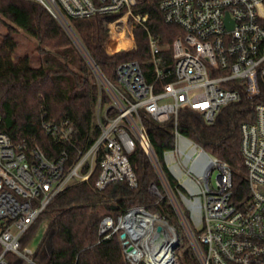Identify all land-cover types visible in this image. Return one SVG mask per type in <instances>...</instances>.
<instances>
[{"label":"built area","instance_id":"built-area-1","mask_svg":"<svg viewBox=\"0 0 264 264\" xmlns=\"http://www.w3.org/2000/svg\"><path fill=\"white\" fill-rule=\"evenodd\" d=\"M35 1L61 24L96 77L100 134L84 149L72 142L74 128L69 122L43 123L51 137L76 150L72 161L66 149L50 159L40 148L27 151L15 145L0 130V264H8V253L26 264H39L33 250L22 248L21 239L58 195L88 181L98 164V192L114 184L139 189L131 161L138 145L158 178L149 193L170 204L199 264H264V103L255 104V121L240 128L248 190L240 199L234 194L231 167L179 130L183 113L212 125L224 107L244 96L253 100L261 95L264 0H163L164 22L183 33L170 44H162L150 31L147 15L135 13L143 0ZM95 16L112 17L106 49L115 57L135 53V30L147 32L151 79L136 60L120 63L116 80L107 79L71 26L72 20ZM168 50L171 60L164 54ZM1 120L0 114V125ZM169 122L173 146L161 160L147 124L165 127ZM123 233L126 237L121 239ZM115 234L120 235L128 264H181L176 253L181 245L179 231L160 213L136 206L118 220L104 216L100 241Z\"/></svg>","mask_w":264,"mask_h":264},{"label":"trees","instance_id":"trees-1","mask_svg":"<svg viewBox=\"0 0 264 264\" xmlns=\"http://www.w3.org/2000/svg\"><path fill=\"white\" fill-rule=\"evenodd\" d=\"M162 1L143 0L135 13L147 15L150 31L161 38L162 44H170L183 33L178 26L164 22L160 9ZM0 17L11 23L0 42V130L15 145L25 146L27 151L40 148L48 158L56 159L66 149L74 161L76 150L51 137L43 123L69 122L74 128L72 142L79 148L87 149L95 142L100 134L96 123L100 87L87 59L61 24L35 0H0ZM111 18L95 16L72 20L71 26L89 57L110 81L116 80L118 65L128 60L138 61L151 79L153 66L147 32L143 28L135 30V53L112 56L106 49ZM18 30L39 43L38 67L32 66L29 56L19 62L13 61L12 54L18 46L13 35ZM164 54L171 60L170 50ZM103 99L109 101L104 92ZM257 103H264L263 83L260 96L253 100L244 96L240 102L224 107L212 125L199 122L191 113H183L179 119V130L184 135L231 167L237 199L248 192L240 128L244 123L255 121ZM172 125L171 122L165 127L147 124L150 141L161 160L163 153L173 146ZM131 161L141 182L139 189L114 184L98 192L95 189L100 172L98 164L88 181L73 185L56 197L23 236L22 248L28 246L39 227L47 222L48 228L34 254L39 264H128L119 234L100 241L99 226L104 216L111 215L118 220L129 209L142 206L165 216L176 227L180 226L167 200L158 201L148 191L158 178L140 145ZM179 247L176 253L181 264H199L190 247L182 251ZM2 250L0 245V253ZM6 259L8 264H26L11 253Z\"/></svg>","mask_w":264,"mask_h":264},{"label":"rangeland","instance_id":"rangeland-1","mask_svg":"<svg viewBox=\"0 0 264 264\" xmlns=\"http://www.w3.org/2000/svg\"><path fill=\"white\" fill-rule=\"evenodd\" d=\"M9 24L11 25V23L8 20L0 17V42L2 40L3 35L8 33ZM13 36L15 37V40L18 43L16 50L12 54L13 61L19 62L24 57L29 56L31 59L32 66L38 67L40 64L39 53L37 52V49L39 48V43L24 31L18 30V32H16ZM213 182L215 183V179L213 180ZM47 228H48V223L44 222L39 227V229L37 230L36 234L34 235V237L32 238L31 242L28 244L27 247L35 252L39 247ZM177 229L179 231L180 239H181V245L179 247L180 248L179 250L182 251L189 247V240L181 226H178Z\"/></svg>","mask_w":264,"mask_h":264},{"label":"water","instance_id":"water-1","mask_svg":"<svg viewBox=\"0 0 264 264\" xmlns=\"http://www.w3.org/2000/svg\"><path fill=\"white\" fill-rule=\"evenodd\" d=\"M126 237V235L123 233L122 235H121V239H124Z\"/></svg>","mask_w":264,"mask_h":264}]
</instances>
